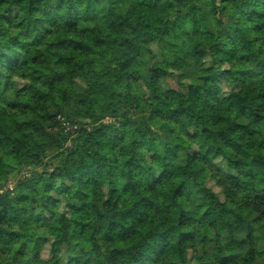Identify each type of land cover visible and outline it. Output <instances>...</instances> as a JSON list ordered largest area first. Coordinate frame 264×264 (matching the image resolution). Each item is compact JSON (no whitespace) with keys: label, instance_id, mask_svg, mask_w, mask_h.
I'll list each match as a JSON object with an SVG mask.
<instances>
[{"label":"clouds","instance_id":"clouds-1","mask_svg":"<svg viewBox=\"0 0 264 264\" xmlns=\"http://www.w3.org/2000/svg\"><path fill=\"white\" fill-rule=\"evenodd\" d=\"M91 3L72 32L35 47L40 13L29 17L27 0L0 5V45L18 38L32 48L28 67L0 79V196L22 210L0 223V264H113L117 253L134 264H264V201L228 179L250 171L230 162L253 142L237 98L258 83L243 74L257 72L253 54L264 62L254 15L264 8L240 16L222 0ZM213 199L222 214L202 219ZM186 234L194 238L181 243Z\"/></svg>","mask_w":264,"mask_h":264},{"label":"trees","instance_id":"trees-1","mask_svg":"<svg viewBox=\"0 0 264 264\" xmlns=\"http://www.w3.org/2000/svg\"><path fill=\"white\" fill-rule=\"evenodd\" d=\"M22 2V0H0V5L5 3H17ZM224 3L234 4L236 6V11L240 16H247V8L249 4L259 5L260 8H264V0H222ZM84 0H27V11L28 16L32 17L35 12L40 13V17L36 20L35 26L36 31L32 34L35 38L32 41L33 47L44 44L49 37H58L59 35L67 34L72 32L76 25L85 21L89 18V13L92 9L91 0H89L88 8L83 7ZM79 5V7L77 6ZM11 11V8L7 9ZM259 23V28L264 30V11L257 10L254 12ZM0 19L4 17L0 16ZM11 23V21H6ZM32 27V25H29ZM226 34V30L222 26L221 36ZM2 35V33H0ZM115 39V38H113ZM68 41H61L60 47H63ZM71 43H75L72 41ZM78 47H84L83 45H78ZM19 49V51L17 50ZM32 52V48H28L22 45L19 39H14L9 42L7 45H0V79L5 78L6 74H15L19 70L28 67L29 58ZM23 53V55H22ZM217 55L221 56L222 52L217 51ZM44 54L40 53L35 58L31 59L32 64H39ZM253 61L256 63L257 72L254 73H245L243 76L255 78L258 80V83L253 84L248 88L247 94L238 97L237 99L243 101L244 106L249 110L248 114L253 117V124L256 127H253L250 131L253 134L252 144L250 145V150L247 152L243 151V146H238V150L241 151V154L245 156L244 160H237L230 162L232 168L240 170L243 167H248L250 171L247 175H244L243 178L229 176L228 179L233 182V187L240 188L241 186L248 187L252 186L253 191L256 193V199L264 201V62L259 61L258 57L253 54ZM8 86H12L11 75L7 76ZM207 82H213L211 76L207 77ZM167 100V98H165ZM184 111H187V106L182 105ZM255 109L256 111H253ZM179 111V110H178ZM259 122V123H258ZM208 129H205L207 132ZM222 139H229L230 137H224L221 134ZM235 143V141H231ZM3 142L0 141V144ZM84 169L91 167L88 163H85L81 166ZM80 171V168H77V172ZM111 169L105 168L104 176L97 177V184L110 174ZM90 180L91 177H88ZM259 179L258 183H255ZM76 180H79V176L76 177ZM29 185H32V181H28ZM94 186V185H93ZM89 187L87 180L81 184L82 189H87ZM181 187H184L183 185ZM213 186L209 185L211 189ZM52 185H46L45 190L50 191ZM31 190H36L34 187ZM113 199L116 198L115 190L113 193H110ZM176 195H180V190L177 189ZM10 193H5L4 196H0V223L6 222V220L14 219L15 214H18L20 211L13 206V201L9 198ZM228 196L231 198L232 192H228ZM28 197L18 198L17 202L26 201ZM211 207L209 211L204 214L202 219H207L208 217H213L215 219L214 213L222 214V209H217L215 207L217 201L212 200ZM73 211L77 209L75 206H70ZM187 213L180 211L178 219L180 221V227H185V218ZM261 217H264V213H261ZM63 219V218H62ZM260 218L258 217L254 223H259ZM39 223V220H37ZM211 226V225H209ZM87 227V226H85ZM163 239H168L167 236H163ZM186 238H194L193 234H186V236L181 237V243H184ZM161 255H163V250H161ZM69 264H72V261L69 260ZM79 264V262H77ZM113 264H134V258L131 255H125L122 253H117ZM226 264V261L224 262Z\"/></svg>","mask_w":264,"mask_h":264}]
</instances>
